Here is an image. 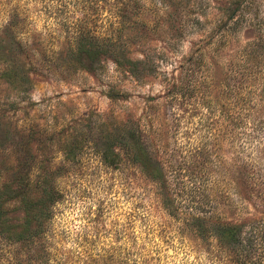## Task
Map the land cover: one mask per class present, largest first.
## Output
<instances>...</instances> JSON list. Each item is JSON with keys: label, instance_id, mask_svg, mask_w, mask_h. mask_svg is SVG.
<instances>
[{"label": "rangeland", "instance_id": "obj_1", "mask_svg": "<svg viewBox=\"0 0 264 264\" xmlns=\"http://www.w3.org/2000/svg\"><path fill=\"white\" fill-rule=\"evenodd\" d=\"M80 33L140 74L81 68ZM0 46V187L36 157L31 178L45 158L61 193L37 254L0 240V264H235L192 216L243 224L242 264H264V0H0ZM123 127L160 160L178 217L118 149L102 162Z\"/></svg>", "mask_w": 264, "mask_h": 264}, {"label": "trees", "instance_id": "obj_2", "mask_svg": "<svg viewBox=\"0 0 264 264\" xmlns=\"http://www.w3.org/2000/svg\"><path fill=\"white\" fill-rule=\"evenodd\" d=\"M7 45L11 46V43ZM15 45L20 46L18 43ZM0 48L4 49V46ZM104 57L111 58L115 65L134 77L140 74L143 62L131 60L127 52L119 49L114 40L88 33L78 34L75 47L71 51L72 61L83 69L94 70ZM123 129L112 141L103 144L100 151L102 162L109 166L116 165L117 160L121 159L118 149L131 164L138 166L147 178L159 186L162 204L167 213L174 218L178 217L166 193L168 184L160 160L148 149L138 127ZM120 133L122 134L119 135ZM66 157L70 159L68 155ZM32 158L36 160V157ZM33 160L29 165L17 163L7 175L6 181L1 184L0 240L28 249L35 256L46 223L52 217V207L61 199V193L54 186L53 173L48 168L49 160L44 158L35 161L37 171L31 178L35 167L32 165ZM189 222L202 240L213 238L219 247L230 252L235 264H242L243 224L211 221L199 216H192ZM254 231L255 228H252L251 232Z\"/></svg>", "mask_w": 264, "mask_h": 264}]
</instances>
